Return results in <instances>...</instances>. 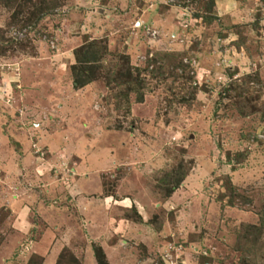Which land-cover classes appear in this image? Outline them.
I'll return each instance as SVG.
<instances>
[{
  "label": "rangeland",
  "instance_id": "rangeland-1",
  "mask_svg": "<svg viewBox=\"0 0 264 264\" xmlns=\"http://www.w3.org/2000/svg\"><path fill=\"white\" fill-rule=\"evenodd\" d=\"M207 1L0 3V264H264V0Z\"/></svg>",
  "mask_w": 264,
  "mask_h": 264
},
{
  "label": "trees",
  "instance_id": "trees-1",
  "mask_svg": "<svg viewBox=\"0 0 264 264\" xmlns=\"http://www.w3.org/2000/svg\"><path fill=\"white\" fill-rule=\"evenodd\" d=\"M49 1V0H48ZM18 2V0H0V3L3 4V6H5L6 8H12L13 7H20V5H15ZM54 2V1H52ZM212 4V0H208L207 3L205 4V7L207 9L206 12H208L210 6ZM43 10L46 9V2L44 4V7H42ZM39 9V7H38ZM35 11H31L32 16L34 14ZM37 15V13L35 14ZM34 15V16H35ZM33 16V17H34ZM98 40H94V42L91 41H84L81 45H79L78 47H76L74 49L73 52V56H74V63H72L70 65V69H71V73H73L74 79H73V83L75 86L77 85H82L85 84L87 82H89L91 80V78L93 76H90V65L96 61L97 56L99 54H101L102 48L99 47L97 44L98 42H96ZM104 49V48H103ZM127 60H125V63H121L119 64L116 69H120L118 72V78H126L125 80L127 81H131L132 80V75L130 72V65H128L126 63ZM78 66V67H77ZM92 73V71H91ZM94 78V77H93ZM173 190V189H172ZM134 208V207H133ZM131 210V209H130ZM136 213V211H134ZM137 215V213H136ZM138 217V215H137ZM94 250V257L96 260L97 264H106V261H104V257L102 252H100L99 249H93Z\"/></svg>",
  "mask_w": 264,
  "mask_h": 264
},
{
  "label": "crops",
  "instance_id": "crops-1",
  "mask_svg": "<svg viewBox=\"0 0 264 264\" xmlns=\"http://www.w3.org/2000/svg\"><path fill=\"white\" fill-rule=\"evenodd\" d=\"M8 199H10L9 202H11L12 199H11V198H8ZM117 199H119V198H116V199L113 198V199H112V202H116V203H111V202L108 201V197L105 195V196L101 197V202H102L101 204L104 205V208L106 207V208H108V209H109V208H113V209H114L116 206H118V204H121V203H118V202H120V201H116ZM113 209H112V211H113ZM118 209H121V208H118ZM19 212H21V211H18V213H19ZM116 218H117V217H116ZM17 220H18V219H17ZM17 220H16V222H18Z\"/></svg>",
  "mask_w": 264,
  "mask_h": 264
},
{
  "label": "built area",
  "instance_id": "built-area-1",
  "mask_svg": "<svg viewBox=\"0 0 264 264\" xmlns=\"http://www.w3.org/2000/svg\"><path fill=\"white\" fill-rule=\"evenodd\" d=\"M146 29L148 30V27H146ZM150 35L154 37L155 36V31L150 29Z\"/></svg>",
  "mask_w": 264,
  "mask_h": 264
}]
</instances>
